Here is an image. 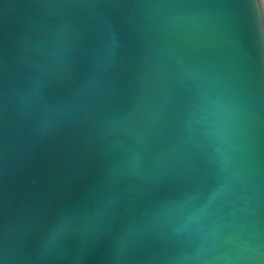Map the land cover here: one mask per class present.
<instances>
[{
  "label": "water",
  "instance_id": "95a60500",
  "mask_svg": "<svg viewBox=\"0 0 264 264\" xmlns=\"http://www.w3.org/2000/svg\"><path fill=\"white\" fill-rule=\"evenodd\" d=\"M0 264H264L252 0H0Z\"/></svg>",
  "mask_w": 264,
  "mask_h": 264
},
{
  "label": "snow or ice",
  "instance_id": "6c2138e0",
  "mask_svg": "<svg viewBox=\"0 0 264 264\" xmlns=\"http://www.w3.org/2000/svg\"><path fill=\"white\" fill-rule=\"evenodd\" d=\"M261 21H264V0H252Z\"/></svg>",
  "mask_w": 264,
  "mask_h": 264
}]
</instances>
